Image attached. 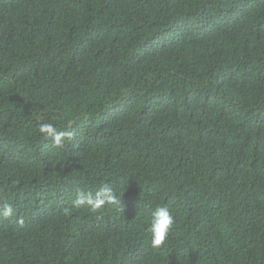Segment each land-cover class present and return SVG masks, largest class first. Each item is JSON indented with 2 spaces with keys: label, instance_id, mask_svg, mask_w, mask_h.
I'll return each instance as SVG.
<instances>
[{
  "label": "trees",
  "instance_id": "obj_1",
  "mask_svg": "<svg viewBox=\"0 0 264 264\" xmlns=\"http://www.w3.org/2000/svg\"><path fill=\"white\" fill-rule=\"evenodd\" d=\"M0 264H264V0H0Z\"/></svg>",
  "mask_w": 264,
  "mask_h": 264
},
{
  "label": "clouds",
  "instance_id": "obj_2",
  "mask_svg": "<svg viewBox=\"0 0 264 264\" xmlns=\"http://www.w3.org/2000/svg\"><path fill=\"white\" fill-rule=\"evenodd\" d=\"M39 131L47 136L53 138L54 144L60 146L63 144L64 139L71 135L65 131L57 132L56 129L51 124H42ZM114 201V195L111 189L107 187H101L95 193H79L75 203L77 205H87L92 211L100 209L105 203H112ZM13 209L11 206L6 205L3 210L4 216L12 215ZM174 223L173 216L171 215L169 209L165 205L157 206L152 212L149 230L151 232V244L153 247H160Z\"/></svg>",
  "mask_w": 264,
  "mask_h": 264
}]
</instances>
